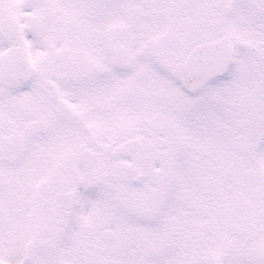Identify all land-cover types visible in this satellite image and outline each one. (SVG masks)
Wrapping results in <instances>:
<instances>
[{
    "label": "snow or ice",
    "instance_id": "obj_1",
    "mask_svg": "<svg viewBox=\"0 0 264 264\" xmlns=\"http://www.w3.org/2000/svg\"><path fill=\"white\" fill-rule=\"evenodd\" d=\"M0 264H264V0H0Z\"/></svg>",
    "mask_w": 264,
    "mask_h": 264
}]
</instances>
